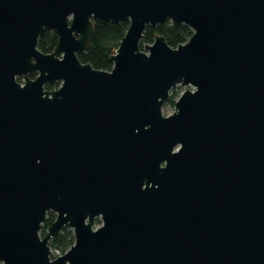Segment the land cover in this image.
Returning <instances> with one entry per match:
<instances>
[{
  "label": "water",
  "instance_id": "1",
  "mask_svg": "<svg viewBox=\"0 0 264 264\" xmlns=\"http://www.w3.org/2000/svg\"><path fill=\"white\" fill-rule=\"evenodd\" d=\"M123 21L110 71L78 61ZM165 22L188 40L140 50ZM0 264H264V0H0Z\"/></svg>",
  "mask_w": 264,
  "mask_h": 264
},
{
  "label": "trees",
  "instance_id": "2",
  "mask_svg": "<svg viewBox=\"0 0 264 264\" xmlns=\"http://www.w3.org/2000/svg\"><path fill=\"white\" fill-rule=\"evenodd\" d=\"M127 26L128 23L126 21L117 24L93 22L91 36L86 49L82 53L76 54L78 61L82 64L90 65L95 70L110 71L111 63L108 57L114 54L126 32ZM190 35L191 31L186 26H175L170 22L159 24L154 28L147 26L142 33L139 49L141 50L146 44H151L154 36H161L167 46L175 48L177 45L184 44ZM56 41L57 38L54 32L44 31L37 40V50L42 54H50L55 48ZM30 78L33 77L30 76ZM170 98H174L173 93ZM52 220V218L45 219L39 232L40 236L43 237L45 235V229ZM71 234L69 230L62 228L55 238L52 239L51 245L64 253L73 243Z\"/></svg>",
  "mask_w": 264,
  "mask_h": 264
},
{
  "label": "rangeland",
  "instance_id": "3",
  "mask_svg": "<svg viewBox=\"0 0 264 264\" xmlns=\"http://www.w3.org/2000/svg\"><path fill=\"white\" fill-rule=\"evenodd\" d=\"M33 78L35 77V74H34V76H32ZM28 78L29 79H33V78H30V76L28 75ZM17 82L18 83H21V80L20 79H17ZM56 87V85L55 86H53V87H48V86H44V90H46V91H51V90H54V89H56L55 88ZM186 88H181V87H179V86H176L175 88H173L170 92H169V96H168V99H167V101L162 105V107H161V114L163 115V116H168V115H170L172 112H173V106H174V102L177 100V98L179 97V95L185 90ZM174 94V98L173 99H171L170 98V96H171V94ZM169 100V101H168ZM171 101H172V103H171ZM54 214L53 213H51V212H48L47 214H46V219H49V218H52V219H54ZM53 221V220H52ZM100 225V223H99V221H95L94 223H93V229L94 228H96V227H98ZM43 226V225H42ZM41 226V227H42ZM49 226V225H48ZM47 226V227H48ZM46 227V228H47ZM65 229H67V230H69L70 232H71V230L69 229V228H65ZM46 230V229H45ZM72 235V234H71ZM39 237H42V236H40V234H39ZM73 239V238H72ZM51 241L52 240H50L49 241V243H48V246L49 247H53L52 245H51Z\"/></svg>",
  "mask_w": 264,
  "mask_h": 264
},
{
  "label": "built area",
  "instance_id": "4",
  "mask_svg": "<svg viewBox=\"0 0 264 264\" xmlns=\"http://www.w3.org/2000/svg\"><path fill=\"white\" fill-rule=\"evenodd\" d=\"M63 253L55 248V247H49V251H48V258H49V261H52L58 257H60Z\"/></svg>",
  "mask_w": 264,
  "mask_h": 264
},
{
  "label": "flooded vegetation",
  "instance_id": "5",
  "mask_svg": "<svg viewBox=\"0 0 264 264\" xmlns=\"http://www.w3.org/2000/svg\"><path fill=\"white\" fill-rule=\"evenodd\" d=\"M29 76H34V74H33V73H32V74H29ZM55 85H56V87H55V88H57L59 84H58V83H55L53 86H55ZM53 86H52V87H53ZM95 221H98V220H97V219H95Z\"/></svg>",
  "mask_w": 264,
  "mask_h": 264
}]
</instances>
